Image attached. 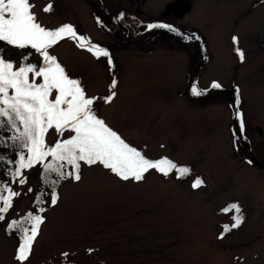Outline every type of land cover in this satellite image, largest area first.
<instances>
[{"label": "rangeland", "instance_id": "rangeland-1", "mask_svg": "<svg viewBox=\"0 0 264 264\" xmlns=\"http://www.w3.org/2000/svg\"><path fill=\"white\" fill-rule=\"evenodd\" d=\"M178 1L100 0L120 28L139 37L137 51L94 0H30L42 26L71 24L109 51L114 67L71 39L49 49L89 97L115 91L110 104L97 99V114L147 158L167 157L190 173L180 178L175 171L164 176L153 169L141 181H124L99 164H82L81 180L60 186L56 205L48 202L25 264H264V0H183L190 11L176 19L166 12ZM49 2L52 10L43 11ZM153 23L202 43L207 64L195 83L211 98L184 94L199 51L153 37L143 49L158 31L170 38L166 29L147 28ZM0 55L17 67L43 66L31 48L0 42ZM213 82L221 87L212 88ZM56 140L50 130L47 143ZM40 168L28 171L26 184H14L16 205L0 223V264H18L21 240L8 224L37 209L31 191L38 189ZM197 178L203 180L200 188L192 186ZM233 203L243 217L238 228L231 227L235 211H226ZM225 225L231 230L225 232Z\"/></svg>", "mask_w": 264, "mask_h": 264}, {"label": "snow or ice", "instance_id": "snow-or-ice-1", "mask_svg": "<svg viewBox=\"0 0 264 264\" xmlns=\"http://www.w3.org/2000/svg\"><path fill=\"white\" fill-rule=\"evenodd\" d=\"M34 7L30 0H0V42L18 49H34L42 57L43 65L24 63L17 67L14 61L0 55V128L7 126L12 132L7 139L22 149L18 161H8L17 165L15 170H9L12 180L20 185L26 184L25 170L36 165L42 166L45 175L54 173L58 177L50 181L53 185L69 178L80 181L82 164H99L124 181H141L153 169L164 176L173 171L180 178L188 175V167L178 166L167 157L155 161L147 158L97 114L93 107L97 99L110 104L116 96L115 91L105 97H89L80 80L70 78L57 57L49 53V49L62 40L71 39L97 58L107 57L109 65L114 67L109 51L92 44L87 37L78 35L71 24L54 30L47 29L38 22ZM51 10L52 4L49 2L43 11ZM147 28L177 32L171 25L163 23L149 24ZM233 39L238 43L237 38ZM236 51L243 61V51L239 48ZM110 87H117L115 79ZM211 87L216 89L221 85L213 82ZM191 92L194 96L204 94L197 87H193ZM240 129H244L242 114ZM50 130L57 134V140L52 145L46 141ZM4 143L5 140L0 139V144ZM3 159L0 156V160ZM202 184L203 180L197 178L192 186L200 188ZM18 195L7 184L0 187V221L5 220L4 214L13 207V200ZM58 200L59 194L52 191L50 203L56 205ZM37 203H43V200L38 199ZM233 210L235 216L231 227L238 228L243 222L239 204L233 203L226 209ZM44 211L43 207H39L37 212L40 214L29 212L24 219L11 220L8 224L9 230H16L21 235L15 255L18 264H25L29 259L33 243L45 222L42 215ZM230 230L229 226H224L225 232Z\"/></svg>", "mask_w": 264, "mask_h": 264}, {"label": "trees", "instance_id": "trees-1", "mask_svg": "<svg viewBox=\"0 0 264 264\" xmlns=\"http://www.w3.org/2000/svg\"><path fill=\"white\" fill-rule=\"evenodd\" d=\"M11 135H12V132L8 129L7 126H5L4 128H0V139L5 140L4 144H0V156H2L4 158L3 160H0V187L7 184L9 187L12 188L13 191H15L14 190V184L16 182H14L12 180V178L9 174V170H15L17 165H16V163L10 164V163H8V161L9 160L18 161L19 152L22 149L19 147L18 144H13V142L10 139H7ZM39 170H42V168H40ZM81 170H82V166H81ZM81 170H80V174L82 175ZM28 171L29 170H25V173H24L25 176L28 173ZM55 179H58V177H56V175L54 173H49V174L45 175L44 172L42 171L41 174L39 175L38 189H37V191H35L34 189L31 191V194H33L34 197L37 196L38 199L43 200V203H40V204L37 203V209L39 207H43L44 209L46 208L48 202L50 201V194L52 191L58 192V189L63 184H65L69 181H75V180L69 178L66 180H61L58 185L51 184L50 181L55 180ZM40 187H41V189H40ZM38 190H40V191H38ZM42 193H43V196H41ZM23 194H24V192L22 193V195ZM15 205H16V203L13 200V207H15ZM11 209L9 210L8 213L4 214L5 220L9 219ZM37 209L35 211L29 210V212H33V214H40L37 212ZM5 220L0 221V223L1 222L5 223ZM11 231L15 232L18 239L21 240V235L18 231H16V230H11Z\"/></svg>", "mask_w": 264, "mask_h": 264}, {"label": "flooded vegetation", "instance_id": "flooded-vegetation-1", "mask_svg": "<svg viewBox=\"0 0 264 264\" xmlns=\"http://www.w3.org/2000/svg\"><path fill=\"white\" fill-rule=\"evenodd\" d=\"M184 2L187 3L186 1H184ZM95 4L99 8V10L105 12V14L108 15L113 20L114 16L112 15V12L109 11L105 6H102L101 3H100V0H97V3H95ZM166 14H171L172 16H174L172 13H167L166 12ZM116 31L118 32L119 35H124L126 37L127 44H129L132 47L133 50H137V51L139 50L140 51L139 47L135 48L136 44L139 43L138 42L139 41V37L138 36H136L134 34H131L130 32H127L126 30H124V29H122L120 27H117ZM167 32H168V30H167ZM169 32L171 33L170 38H167L166 36H161L159 31L156 34H151L146 39L147 42L144 44L143 49L147 48L150 45V38L153 37L152 39L156 40L158 38V40H161L160 42H162V43L167 42L168 46L170 44H175V46L187 47L189 49L190 48L191 49H195L196 52L199 51L201 60L199 62L198 61H195V62L193 61L192 62V64H199V66L197 67L195 73L192 74V76H191V81L189 83L190 88L187 91L188 93L185 92L184 94L186 96L189 95V97H191V99L195 98V99H198V100H203V99L211 98L210 92H205L204 91V94L201 95V96H194L192 94V92H191V89L193 87H197L198 89H200L199 85L195 83V79H197L199 77V74L201 73V70L204 69V64H207V62H206V60L204 59V56H203V45H202V43H201V45H198V42L194 38H192L193 36L188 35L185 31H182L180 29H177V32L180 33V34H177V32H171V31H169ZM195 50H192V51L195 52ZM229 94L233 95L232 93H228V95Z\"/></svg>", "mask_w": 264, "mask_h": 264}, {"label": "water", "instance_id": "water-1", "mask_svg": "<svg viewBox=\"0 0 264 264\" xmlns=\"http://www.w3.org/2000/svg\"><path fill=\"white\" fill-rule=\"evenodd\" d=\"M189 11H190V6L187 3H185L183 0H180L177 3L170 5L169 8L167 9V13H172L174 17L177 19H183ZM113 21L114 23H116L115 18H113ZM237 101L238 99H236V104L234 106V120H236V118L240 114L239 102Z\"/></svg>", "mask_w": 264, "mask_h": 264}]
</instances>
